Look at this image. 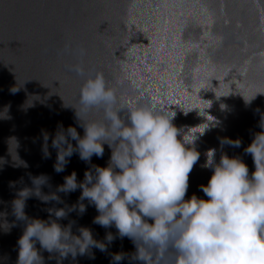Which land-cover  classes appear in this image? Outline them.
Instances as JSON below:
<instances>
[{
  "label": "water",
  "instance_id": "obj_1",
  "mask_svg": "<svg viewBox=\"0 0 264 264\" xmlns=\"http://www.w3.org/2000/svg\"><path fill=\"white\" fill-rule=\"evenodd\" d=\"M67 43L70 52L64 50ZM80 47L86 49L83 57ZM77 63L91 75L103 73L124 99L171 108L176 112L173 123L185 131L199 132L213 119L214 126L196 141L201 156L189 174L186 199L193 193L207 199L199 186L206 185L212 174L201 167L208 149H217V161L223 151L240 156L250 173L254 170L244 147L254 132L261 131L258 122L264 114V0H0V108L10 104L12 117L0 119V156L12 160L7 141L15 136L19 156L27 162V167L11 163L0 167V211L11 213L15 189L10 182L17 181L19 188L23 178V184L30 185L29 174H48L53 190L73 170L83 179L89 165L78 155L71 157L65 172L57 173L55 150L50 159L41 152L43 130L54 132L61 122L65 127L75 125L74 112L64 102L75 104L79 99L84 78L68 68ZM17 84L21 89L13 94L10 88ZM251 98V103L245 102ZM26 100L35 106L26 108ZM78 131L83 134V129ZM222 137L240 138L242 144L221 146ZM109 155L105 145L104 156H93L92 162L104 166ZM59 195L73 204L80 190ZM50 206L30 198L25 211L30 217L48 219L44 209ZM95 215L96 208L89 205L83 215L72 212L60 222L73 219L74 233L78 226H86L97 239L116 231L93 223ZM7 219L14 217L9 214ZM22 231L23 222L10 232L0 231V264H15ZM133 248L125 237L117 238L109 251ZM92 251L94 259L69 256L62 264H110L108 253ZM42 254L45 264L60 260L56 253Z\"/></svg>",
  "mask_w": 264,
  "mask_h": 264
},
{
  "label": "clouds",
  "instance_id": "obj_2",
  "mask_svg": "<svg viewBox=\"0 0 264 264\" xmlns=\"http://www.w3.org/2000/svg\"><path fill=\"white\" fill-rule=\"evenodd\" d=\"M64 50L70 52L71 44ZM78 53L81 57L87 54L83 47ZM68 68L84 78L77 103L64 102L74 112L75 125L65 127L61 122L54 132L43 130L41 152L44 159H50L55 150L57 173L65 172L74 154L89 167L83 179L73 170L54 190L46 173L29 174L30 185L21 178L19 188L17 181L10 182L15 196L11 213L0 211V231L10 232L17 222H23L15 264H45L42 251L58 254V264L69 256L94 259L93 249L108 253L110 264H264V114L258 122L261 131L254 132L244 147L252 156L254 170L250 173L240 156L230 157L223 151L217 161V149H208L201 167L211 169L212 174L206 185L199 186L207 199L195 193L186 199L189 174L201 156L196 141L214 126L213 119L203 123L201 131L190 133L173 123L176 112L171 108L118 96L103 73L91 75L82 63ZM20 89L17 84L10 91L15 94ZM253 98L244 100L251 103ZM34 106L33 100H26V108ZM10 108V104L0 108V119L12 118ZM7 143L12 160L0 156V167L9 163L27 167L19 156V139L9 137ZM220 144L240 147L242 141L222 137ZM105 145L110 149L106 164L93 163V156H104ZM77 190L80 195L73 204L59 195ZM30 198L51 204L44 209L48 219L26 213ZM89 205L97 210L93 223L116 231H106L103 239H97L86 226H78V234L74 233L73 219L60 222L72 212L83 215ZM9 214L14 220L7 219ZM125 237L133 250L109 251L117 238Z\"/></svg>",
  "mask_w": 264,
  "mask_h": 264
}]
</instances>
